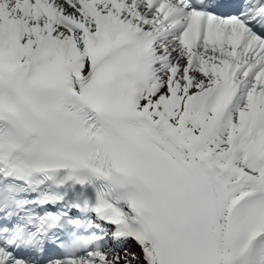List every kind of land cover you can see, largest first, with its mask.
Returning a JSON list of instances; mask_svg holds the SVG:
<instances>
[{
    "label": "snow or ice",
    "instance_id": "snow-or-ice-1",
    "mask_svg": "<svg viewBox=\"0 0 264 264\" xmlns=\"http://www.w3.org/2000/svg\"><path fill=\"white\" fill-rule=\"evenodd\" d=\"M121 261L264 264V0H0V264Z\"/></svg>",
    "mask_w": 264,
    "mask_h": 264
},
{
    "label": "bare ground",
    "instance_id": "bare-ground-1",
    "mask_svg": "<svg viewBox=\"0 0 264 264\" xmlns=\"http://www.w3.org/2000/svg\"><path fill=\"white\" fill-rule=\"evenodd\" d=\"M130 243H131L132 246H134L137 249V251H138L137 254L140 255V248H139V246L134 241H131L130 240Z\"/></svg>",
    "mask_w": 264,
    "mask_h": 264
}]
</instances>
